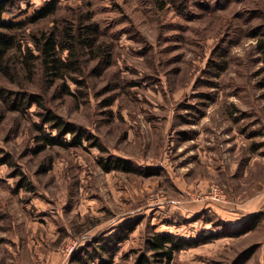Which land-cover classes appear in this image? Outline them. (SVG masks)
Listing matches in <instances>:
<instances>
[{"label": "rangeland", "instance_id": "rangeland-1", "mask_svg": "<svg viewBox=\"0 0 264 264\" xmlns=\"http://www.w3.org/2000/svg\"><path fill=\"white\" fill-rule=\"evenodd\" d=\"M46 1H17L4 17L24 20ZM57 1L55 17L26 31L47 30L76 6L99 23L110 64L91 73L89 58L88 87L43 82L48 104L94 138L37 151L41 110L0 101V264H103L107 254L94 247L126 223L133 228L120 232L127 237L111 264H128L165 223L194 238L209 228L206 219L226 221L214 202L197 200L209 185H221L231 201L263 187L264 53L248 30L262 20L264 0H195L183 16L157 12L149 0ZM219 47L224 69L209 73ZM22 79L39 89L37 72ZM110 156L136 170L105 171L99 160ZM175 199L189 210L174 208ZM256 212L249 232L188 247L173 264H264V210Z\"/></svg>", "mask_w": 264, "mask_h": 264}, {"label": "trees", "instance_id": "trees-1", "mask_svg": "<svg viewBox=\"0 0 264 264\" xmlns=\"http://www.w3.org/2000/svg\"><path fill=\"white\" fill-rule=\"evenodd\" d=\"M17 1L20 0H0V78L4 77L12 81L16 79L21 87L17 90L10 89L0 81V101L5 107L13 110L21 108L24 111L34 104L41 110L37 112L39 122L35 124L39 131L37 151L47 146L68 147L82 145L84 141L89 142L94 138L91 132L68 122L48 104L43 82L48 76L52 79L61 77L63 82L69 79L77 87H88V75L85 69L89 58L94 60V64L88 67V72L91 73L102 70L105 65L110 64V56L107 55L108 46L102 39L103 32L99 23L92 19L91 13L85 11L83 6H76L67 8L70 13L63 16L60 22H53L49 29L37 28L27 32L28 23L51 19L63 9V6L57 0H49L24 20L14 21L5 18L4 14L9 13ZM194 2L195 0H149L150 5L157 12L173 11L180 16L190 12ZM261 19L250 25L248 35L256 39V47L264 53V16ZM225 60L224 51L219 47L208 60L209 73L218 68L217 74L224 69ZM262 60L261 71H264V57ZM23 71L28 72L30 77L34 71L37 72L40 81L38 90L26 89L22 79ZM258 83L264 85V75ZM97 144L98 142L95 141L90 143L93 146ZM99 163L105 171L136 170L128 159L122 157L110 156L100 159ZM20 183V186L24 184V182ZM259 215L260 212L249 214L236 225L220 218L216 221L206 219V222L210 223L209 228H205L194 238L181 236L174 231L154 232L146 239V250L138 252L128 264H173L175 254L188 247L250 231L257 225ZM132 228L133 225L126 223L117 229V232L103 238L104 242L99 247H94V249L100 248V251L107 254V258L101 259L103 264H111L116 246L127 237V234L120 232L124 233Z\"/></svg>", "mask_w": 264, "mask_h": 264}, {"label": "crops", "instance_id": "crops-1", "mask_svg": "<svg viewBox=\"0 0 264 264\" xmlns=\"http://www.w3.org/2000/svg\"><path fill=\"white\" fill-rule=\"evenodd\" d=\"M254 159H256V157ZM261 159H263L261 160V163L264 167V155L261 157ZM185 202L187 201L181 202L180 200L175 199L173 200L172 206L180 203V208L183 209L184 207V211L186 212L189 210V207ZM205 204L212 205L211 203ZM213 206L218 208L220 213H226V216L222 217L226 219V222L232 223L233 225L239 224L241 221L247 218L249 214L255 213L257 210H259L260 207L264 210V185L263 187L254 191L251 195H248L244 200H228L225 203H215ZM173 207L175 208V206ZM170 227L172 226H170L168 223H165L163 226L164 229H161V231H173L169 229Z\"/></svg>", "mask_w": 264, "mask_h": 264}, {"label": "built area", "instance_id": "built-area-1", "mask_svg": "<svg viewBox=\"0 0 264 264\" xmlns=\"http://www.w3.org/2000/svg\"><path fill=\"white\" fill-rule=\"evenodd\" d=\"M197 200L199 201H210L214 203H225L228 201L227 193L225 189L219 184L209 185L205 191L197 195ZM72 246L68 243L63 245V251H71Z\"/></svg>", "mask_w": 264, "mask_h": 264}]
</instances>
